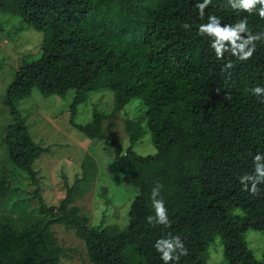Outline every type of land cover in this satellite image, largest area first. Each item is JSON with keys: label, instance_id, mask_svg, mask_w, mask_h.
Returning a JSON list of instances; mask_svg holds the SVG:
<instances>
[{"label": "trees", "instance_id": "obj_1", "mask_svg": "<svg viewBox=\"0 0 264 264\" xmlns=\"http://www.w3.org/2000/svg\"><path fill=\"white\" fill-rule=\"evenodd\" d=\"M202 2L0 0L1 11L44 33L41 57L24 62L7 90L5 103L14 121L3 137L15 166L36 186L39 214L18 218L3 210L10 188L3 172L0 264H61L63 248L54 223L77 230L94 264H163L153 245L168 233L179 235L187 248L178 264H208L217 236L227 264H264V256L257 259L245 237L250 229L264 231V184L253 196L239 183L241 176L254 173V155L264 154V103L251 93L264 87V41L256 42L247 61L227 52L218 60L210 38L197 35L209 15L222 25L247 17L253 33L264 31V20L237 14L227 0H212L200 19L195 5ZM184 23L191 28L184 29ZM228 62L233 67L222 72ZM34 88L46 97L75 89L71 124L92 142L114 148L123 182L138 191L124 227L89 225L73 205L96 177L98 165L90 154L59 206L46 205L34 164L51 146L33 139L19 108ZM106 89L115 94V109L130 103L137 107V115L127 120L133 143L128 148L107 133L104 112L95 109L92 121H76L78 105L91 92ZM148 131L157 150L141 154L133 145ZM157 184L162 185L158 198L168 210V228L146 220L154 216L151 191Z\"/></svg>", "mask_w": 264, "mask_h": 264}, {"label": "rangeland", "instance_id": "obj_2", "mask_svg": "<svg viewBox=\"0 0 264 264\" xmlns=\"http://www.w3.org/2000/svg\"><path fill=\"white\" fill-rule=\"evenodd\" d=\"M43 40L44 33L28 26L22 17L0 10V178L6 172L10 185L3 210L18 218L21 214L38 215L40 201L34 197L36 186L32 179L15 166L3 143L8 126L14 121L5 99L20 66L41 57ZM76 94L75 89H70L64 95L46 97L34 88L30 97L19 102L33 139L44 146H51V151L43 154L34 164L40 172L44 201L47 206H59L67 194V185L82 176L83 161L90 154L98 165L97 174L83 194L75 197L73 205L80 207L81 215L89 225L124 227L129 222V211L138 191L123 182L114 148L102 141L92 142L71 124V108ZM95 109L106 114L104 128L107 133L124 148L130 147L133 143L127 131V120L137 115V107L130 103L123 109H115L113 91H94L78 105L76 121L82 124L92 121ZM133 146L141 154L157 150L151 131ZM52 230L63 248L61 264H94L84 239L76 229L54 223ZM245 237L255 257L262 260L264 231L250 229ZM208 264H227L220 236L209 247Z\"/></svg>", "mask_w": 264, "mask_h": 264}, {"label": "clouds", "instance_id": "obj_3", "mask_svg": "<svg viewBox=\"0 0 264 264\" xmlns=\"http://www.w3.org/2000/svg\"><path fill=\"white\" fill-rule=\"evenodd\" d=\"M210 4H212V0H203L202 3L195 5L200 19L204 18L205 9ZM227 6H230L237 14L240 12H247L249 15L258 14V17L264 20V0H227ZM182 27L190 29L191 25L184 23ZM197 35L210 38V48L214 51L218 60H222L227 52L240 61H247L256 51V42L264 41V31L253 33L249 30L247 17L240 19L235 24L222 25L220 18L215 15H209L208 22L199 25ZM232 67L233 64L228 62L223 66L222 72ZM251 93L260 98V102L264 103V87L257 86L252 88ZM226 99H230V97L226 96ZM253 165L254 173L241 176L239 183L243 186V191L255 196L259 194L257 186L264 184V154L257 153L254 155ZM161 188L162 185L157 184L151 191L154 216L149 215L146 220L150 225H163L168 228L171 227L168 210L164 200L158 198L161 195ZM153 247L160 253V259L163 264H171V262L178 264L180 258L187 255V248L181 237L179 235L173 236L171 233H168L164 238L158 239Z\"/></svg>", "mask_w": 264, "mask_h": 264}]
</instances>
